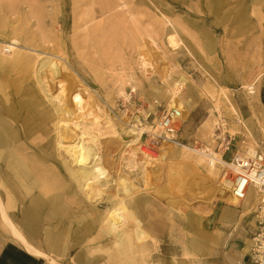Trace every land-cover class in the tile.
Instances as JSON below:
<instances>
[{"label": "rangeland", "instance_id": "374dc122", "mask_svg": "<svg viewBox=\"0 0 264 264\" xmlns=\"http://www.w3.org/2000/svg\"><path fill=\"white\" fill-rule=\"evenodd\" d=\"M175 31L182 46L173 51L168 37ZM13 40L20 43L16 53L24 68H0V76H6L0 78V109L13 112L18 129L30 121L27 138L19 132V142L11 146L28 169L13 172L7 152L9 163H3L1 176L16 189L11 199L3 189L0 197L27 238L49 245L56 257L58 251L60 264H68L78 251L81 264H88V255L93 264H218L220 257L252 244L246 245L243 235L252 240L256 218L238 226L240 207L210 203L204 169L181 166L177 156L149 158L153 165L146 169L141 151L151 148L147 135L135 140L130 131L134 124H156L168 100L157 90L185 75L189 81L183 92L190 87L193 100L186 105L189 118L180 143L216 146L197 131L210 118L229 114L217 97L224 89L240 122H247L258 141L257 150L263 149L242 88L260 78L257 93L264 91V0H0V43ZM142 58L153 66L147 72L140 66ZM63 87L72 97L67 104ZM76 93L92 115L76 106ZM151 102L156 110L150 109ZM260 107L264 112V104ZM147 114L152 115L147 119ZM85 132L94 154L89 167L100 162L109 174L92 196L81 186V168L66 151L81 143ZM228 135L233 148L227 159L247 153L246 130ZM172 177L168 199L161 192ZM120 204L153 238L145 257L135 244L120 251L118 235L103 226ZM207 214L209 222L202 217ZM0 236L12 238L1 213Z\"/></svg>", "mask_w": 264, "mask_h": 264}, {"label": "bare ground", "instance_id": "6f19581e", "mask_svg": "<svg viewBox=\"0 0 264 264\" xmlns=\"http://www.w3.org/2000/svg\"><path fill=\"white\" fill-rule=\"evenodd\" d=\"M172 28H175L174 26ZM176 30V29H175ZM168 44L170 45L171 49L178 50L181 48V42L179 40L178 33L175 31L173 34L169 35L168 37ZM20 43L17 40H13L11 42L6 43H0V68H3L4 72L11 70H21L24 68V61L22 59V55L19 53L17 54V50H19ZM15 54H17L15 56ZM141 68L144 72L148 71L149 67H153L149 61L145 58H142L141 61ZM3 80L6 79V76H0ZM19 82L21 79H17ZM260 78L255 80L250 85H246L242 88V90H245V100L247 105L251 109V115L255 119L254 125L256 126V129L260 132V140L264 143V112L261 111L260 105L264 104V92L258 95V82ZM188 78L185 75H180L176 79L173 80L172 84H169L167 87H163L159 90H157L158 94L167 97V105L166 109H179L182 112V117L180 119L181 126L180 131H182L185 123L188 121L189 118V112L186 108L187 104H191L193 100V93L192 89L190 87H187V90L183 92L184 86L188 83ZM183 92V93H182ZM66 96V100L70 102L71 96L70 92H66V88L62 89V94ZM209 93H213L210 92ZM206 97H208L209 94L207 92L205 93ZM216 95H212L214 98ZM218 99L225 103L226 109L229 111L228 115H223V113H220V117L213 119L210 118L208 121H206L200 129L197 131V136H199L202 140L208 142V143H214L215 141V131L216 127L220 125L221 128V134H230L233 137L237 136L242 132V130H246L249 134V140L246 145L245 152L247 153H238V157L241 156H247L257 150V146H259L258 141L256 140L255 136L252 134L249 125L247 122H240V113L235 108L231 98L229 97L228 93L224 89H220L217 95ZM73 100L76 103V106H80L82 110L85 112H88L87 116L92 115L90 114V111L87 109V106L84 107V101L82 96L79 93H76L73 95ZM126 100H129V97H126ZM156 104L151 102L150 109L156 110ZM87 110V111H86ZM163 112V111H162ZM152 114H147V119ZM12 120V121H8ZM92 121L95 123H98V120L95 118H92ZM14 115L11 110H8L7 108L0 109V190H7V196L9 199L12 198V192L16 189L14 185L6 184L4 181V177L1 176V173H3V163L6 165L9 162L5 161V158H7L6 153L8 152L11 161L9 164V167L13 170V172L16 170L17 172L21 169L20 167H24V169H28L23 161V159H19L18 156H21V153L19 152L16 154V150L13 149L11 146L15 143L19 142V139L15 138V136H19L20 133H26L24 136L27 138V131L29 129L28 126H30V121H26L24 123V128L18 129L16 126H18L19 123L14 122ZM253 120V119H252ZM13 122V124H12ZM62 122V121H60ZM93 122V123H94ZM160 123L156 120V124L154 126L147 125L145 128L140 127L137 124H134L132 126V130L130 133L132 134L133 138L135 140L142 139V136L147 133H158L160 131ZM223 129V130H222ZM162 132V129H161ZM13 135V136H12ZM88 132H85L82 136L81 143L70 145L66 148V151L71 158L73 163H76L80 168L81 171L79 172V177L82 179L81 186L85 189V191L88 194L94 193L96 187L101 183V180L108 178V171L103 166L102 163H95L93 166L89 167L91 158L93 157V148L91 145L86 142V139L90 136ZM179 137V136H178ZM15 138V139H14ZM14 139V140H13ZM97 137L92 138V142H95ZM90 140V139H88ZM27 144V142H26ZM38 147V146H37ZM36 149V147H33ZM152 148V147H151ZM149 149H142V154L147 159V167L148 169L150 166L152 167V161H158V160H168L171 156H177L181 160V166H190L195 165L196 167H200L204 169L206 172V179L207 184L209 187V196H210V203L213 202H221V203H227L234 208L240 207V209L237 210L239 213L238 218V226L241 225V223L248 217H252V220L256 218L255 216V202L256 197L254 194L251 193V195L247 198L244 202H239L233 195L232 191L227 189L222 179V165L226 161L221 160V155L218 153H215L212 149L208 151L200 152L198 150H195L192 147H189L187 145H183L179 141H170L166 140L160 143V145L156 148L158 150V153H155ZM155 149V148H152ZM38 150L40 148L38 147ZM16 154V155H15ZM149 158H152L153 160H150ZM227 159V158H226ZM228 160V159H227ZM221 165V166H219ZM30 167V166H29ZM31 168V167H30ZM33 168V167H32ZM31 171H37L38 169L33 168ZM174 177H172L169 180L168 186L164 188L161 192V195H163L165 198L168 197L169 199V190H171L174 187ZM9 204L11 206L14 205L13 201L10 200ZM0 213L3 222L7 226L8 233L12 236L13 239L16 241H19L21 245L26 249V251L29 254H33L36 256H43L41 252L36 250L27 240L24 232L13 222L10 215L8 214L7 207L5 203L3 202L2 198L0 197ZM131 216V217H130ZM126 212L125 208L123 207V204L117 205L112 211L108 213L106 218L104 219L103 226L104 228L109 231L116 233L118 235L119 240V250L123 251L124 253L127 252V250H131V247L133 245H136L137 252L140 251V254H142L143 257L147 256L148 250V242L151 238V235L148 231L145 229H140V222L137 220V218L134 215H130ZM200 216V215H199ZM210 215L202 216L207 217V222H209ZM135 221L137 227L133 224V221L130 220V218ZM202 220V219H201ZM247 227V223H245ZM244 227L243 232L246 234L247 229ZM133 229V233H132ZM135 232V233H134ZM124 237L127 238L124 240ZM129 237V238H128ZM233 237V236H232ZM244 242L246 245L250 244L252 240H250L248 237L243 235ZM252 244L248 246L247 249L244 251H237L234 257H231V261L233 264H241L240 256H247L248 250L250 249ZM245 256V257H246ZM50 259V258H49ZM52 260V259H50ZM55 264H59L55 260H52ZM144 263V262H143Z\"/></svg>", "mask_w": 264, "mask_h": 264}, {"label": "built area", "instance_id": "2783aa9c", "mask_svg": "<svg viewBox=\"0 0 264 264\" xmlns=\"http://www.w3.org/2000/svg\"><path fill=\"white\" fill-rule=\"evenodd\" d=\"M182 112L179 109H165L159 116L161 129L158 133H147V140L152 148H157L166 140L179 141V131ZM221 129L215 136L216 146L211 147L195 140L192 144L195 150L202 152L213 150L220 154L221 160L226 161L222 167L224 186L231 190L239 202H244L252 194L256 197L255 216L256 229L252 237V245L246 256L245 264H264V148L238 157L236 152L230 159H226L232 151L233 140L231 136L221 134Z\"/></svg>", "mask_w": 264, "mask_h": 264}, {"label": "crops", "instance_id": "0c3cea01", "mask_svg": "<svg viewBox=\"0 0 264 264\" xmlns=\"http://www.w3.org/2000/svg\"><path fill=\"white\" fill-rule=\"evenodd\" d=\"M227 211H228L227 209H224L221 214V218L223 219L224 223L226 222L228 217ZM180 218L181 216H179V218L177 217V220L179 221L182 219ZM27 240L36 250H38L44 255L39 257L33 254H29L19 241H16L13 238L7 239L6 237L0 236V264H54L52 260L59 258L58 251H56L57 252V257H56L54 255V249H51L49 245H41L39 244L40 242H32L30 238H27ZM247 248L248 247H246L245 249ZM245 249H243V251ZM235 254L236 251L235 252L233 251L228 258L227 257L224 258V256L220 257L218 264H233V262L231 261V257H234ZM82 255L83 254L81 253V251L76 252L72 257V260H70L68 264H81L79 260L82 259L81 257ZM245 256L243 257L240 256L241 264L246 263ZM49 258L52 260H50ZM91 259L92 257L90 255L86 257V260H89L87 261L88 264H93V261L92 262L90 261ZM102 262L103 261H100L98 264H103ZM82 264H85V261Z\"/></svg>", "mask_w": 264, "mask_h": 264}]
</instances>
